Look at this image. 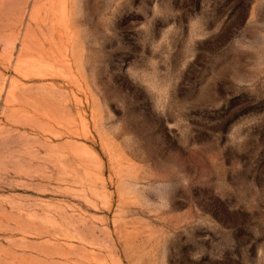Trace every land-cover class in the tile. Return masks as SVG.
<instances>
[{
	"label": "rangeland",
	"instance_id": "374dc122",
	"mask_svg": "<svg viewBox=\"0 0 264 264\" xmlns=\"http://www.w3.org/2000/svg\"><path fill=\"white\" fill-rule=\"evenodd\" d=\"M0 264H264V0H0Z\"/></svg>",
	"mask_w": 264,
	"mask_h": 264
}]
</instances>
